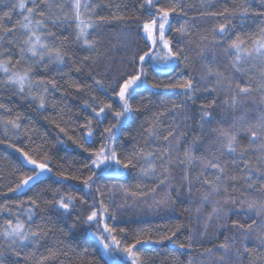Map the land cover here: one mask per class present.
Returning a JSON list of instances; mask_svg holds the SVG:
<instances>
[{
    "label": "snow or ice",
    "instance_id": "snow-or-ice-1",
    "mask_svg": "<svg viewBox=\"0 0 264 264\" xmlns=\"http://www.w3.org/2000/svg\"><path fill=\"white\" fill-rule=\"evenodd\" d=\"M222 3L138 0V15L129 18L113 14L108 18L98 14L96 0H7V10L0 9V128L8 138L7 146L18 153L14 165L18 179L7 191L23 193L48 183L50 187L43 190H51L52 198L46 204L55 209L56 219L66 227L57 229L43 216L37 220L41 210L38 198L17 202L15 210L0 204V264H21V260L29 264H151L138 245L165 242L172 245L170 253L179 250L171 256L174 264H185L181 256L202 247L201 264H242L241 256H251L254 250L246 246L241 250L238 242L242 244L255 234L264 246V0H239L234 7L221 8ZM14 15L19 18L9 25ZM174 17L187 19L173 29ZM127 19L139 21L135 33L143 47L129 55L130 33L120 34L121 47L126 50L121 57L126 61L125 70L112 79H108L107 71L102 76L90 71L89 82L66 81L75 90L73 95L89 96L81 97L83 103L75 113V117L83 115V120L72 115L65 120L63 108L58 118L44 115L49 106L61 107L62 101L50 97L65 89L54 77L37 73L54 71L66 76L68 59L75 65L69 71L78 73L89 62L114 63L101 51L97 32L103 24ZM209 24L210 28H201ZM65 26L72 29L70 35H62ZM173 31L178 38L169 36ZM69 42L87 54L76 61V53L69 52ZM193 51V62L200 65L196 76L181 70L183 78L167 82L153 79L149 83L150 73L176 77L181 64L189 67ZM141 88L157 94L163 90L184 97V101H171L170 107L164 104L148 118L147 126L141 122L138 135L144 138L143 145L135 136L128 144L126 129L149 107L143 98L134 103ZM5 93L27 101L58 129L56 143L65 148L74 146L71 163L79 157L78 169L65 166L63 157L58 166L53 165L45 138L35 144L32 133L36 125L23 124L20 112L13 114V109L2 102ZM198 93L206 94L203 98L207 102L199 105V119L189 138V102L195 105ZM178 109L183 110V120L178 119ZM173 113L177 115L165 125L164 118ZM22 136L35 146L11 142ZM3 143L5 139H0ZM133 171L137 173L134 187L107 183ZM66 181L82 185L81 194L69 193L67 189L73 186L63 183ZM57 183L61 187L51 188ZM173 194H186L190 207L185 211L194 209L193 218L201 226L189 228L186 243L177 235L182 225L157 235L143 229L133 234L132 241L125 228H117L115 222L125 209L146 208L153 214L173 210L178 202ZM233 214H243L245 220L231 219ZM229 222L233 233H239V241L236 235H225L218 243ZM80 225L86 226V236L95 241L94 255H89L87 248L77 251L78 245L64 239L52 246L46 243L57 230L68 236ZM213 226L216 231L210 234ZM205 243L211 246L204 247ZM187 264L194 262L189 259Z\"/></svg>",
    "mask_w": 264,
    "mask_h": 264
},
{
    "label": "trees",
    "instance_id": "trees-1",
    "mask_svg": "<svg viewBox=\"0 0 264 264\" xmlns=\"http://www.w3.org/2000/svg\"><path fill=\"white\" fill-rule=\"evenodd\" d=\"M30 2V0H29ZM163 2V0H162ZM188 3L193 5H198L199 0H187ZM239 2V0H223V3L220 5L221 8L231 6L234 7L235 4ZM7 0H4V3H0V9H6ZM96 3L100 6L97 9L99 15L106 16L111 18L113 14L119 15L123 14L126 17H134L139 14V4L138 0H96ZM107 5V6H106ZM117 5L119 7L117 8ZM256 7H259L256 5ZM193 15L196 14L195 8L191 9ZM19 17L14 15L13 19L9 22V25L15 24L16 20ZM184 17H174L172 19V28L175 29L181 23H183ZM139 21L134 19H127L125 21L113 20L111 24H103L101 25L100 29L97 32L99 35L102 43L101 51H105L108 53L109 57L114 63H110L109 61H105L103 64L99 65H91L89 62V66L85 67L82 73H78L74 70L69 71V69H74L75 65L73 59H68L67 67L65 68V72L67 73L66 76H62L57 74L54 71H50L48 73L38 72V75H47L49 78L54 77L57 82L65 89L62 93L60 91H56L54 93V98L56 101H62L60 108H52L49 106L48 110L44 115L48 116H57L61 111V108L64 109V118L65 120L68 119L69 115L74 116L75 119L83 120V115L79 117H75V113L77 112L79 106L82 105L83 99L89 98L88 95L84 93L75 94L74 89L69 87L66 81L71 78L72 81L85 83L89 82L88 73L90 71H94L97 75H103L107 71L108 79H112L113 76L118 75L121 71L125 70V63L126 61H122L121 57L125 55V49L121 47V39L122 37L120 34L122 32L130 33L131 39L129 42V47L127 49L128 54L132 51H135L137 48L143 47V41L138 40L136 37L135 29L136 25ZM212 25H201V28L208 27L210 28ZM256 26L253 25V28ZM72 29L65 26V30L63 31L62 35H70ZM57 32L59 33L60 30L58 29ZM169 36H177L174 31L169 33ZM198 38V37H197ZM59 42V41H57ZM194 47V46H193ZM69 52H75V60L79 61L82 59L83 55L87 53L82 52L77 48L76 45L72 43H68ZM192 60L189 61V67L185 68L183 64L180 66V70H178L176 77H169L166 74H160L158 76H152L150 73L149 83L152 82L153 79H157L160 81L167 82L169 79H175L177 77L183 78L181 76V70L184 73H191L192 75L196 76L200 70V65L198 62H193L195 60V52L191 53ZM110 69V70H109ZM140 94L135 97L134 103H138L143 98V103L148 104L149 107L147 111L142 112L138 118H136L130 126L126 129V135L129 137L127 141L128 144L132 143L131 137L135 136L136 139L140 142L141 145L144 143V138L138 135V131H140L139 126L143 121L147 126L148 118L155 114L157 111L162 110L164 104H167L168 107L171 106V101H184V97L176 96L171 93H164L161 90L160 94H157L152 89H144L141 88L139 90ZM198 99L195 105L190 104V111L188 115L192 117L187 121V125L189 126V138L193 134L192 128L195 127V121L199 119V112L198 108L199 105L202 103H206L207 101L203 98L206 94L198 93ZM83 97V99L81 98ZM2 102L8 104L13 109V114L15 112H20L24 119L22 121L23 124L27 125L29 122H32L36 125V131L32 133V138L35 144H39L41 141V137L45 138V149L49 152L52 156L53 165L58 166L60 158L63 157V164L71 168L72 171H75L80 166V158H76L75 163H71L73 158L75 157V151H73L74 146L72 148H65L62 145L56 143V136L58 129L54 127L53 124L49 123L44 119V115L38 114L32 107H29V103L27 101H21L19 98L15 96H11L10 93H5L3 96ZM219 112V109L216 110ZM177 113L180 115L178 119L183 120V110L178 109ZM177 113L169 114L166 118H164V124L168 125L172 122L173 116H176ZM69 124L72 123L71 120L68 121ZM181 130H183V125H181ZM196 131H199L196 128ZM0 139H5L6 143L0 144V204H7V206L13 210H15V205L19 201H27L29 197L38 198L40 201L41 210L38 211L37 220H39L40 216H43L45 220H51L55 223L56 228L59 227H66V225L61 220H57V213L54 208H50L46 201L52 198V191H44L43 189L49 188L50 185L48 183L40 184L36 187H31L30 189H25L23 193H8L7 189L9 186H15V181L18 179V176L14 173V165L16 159L18 158V153H15L13 148H9L7 146L8 138L4 136L2 128H0ZM124 139V136L121 137ZM11 142L15 143L17 146L21 147H34L35 144L29 142L26 137H21L20 140L13 139ZM71 143L70 141L68 142ZM78 151V150H76ZM84 154L81 153V157ZM136 172H131L127 177H122L118 181H107V183H125L129 186H133L136 183L135 177ZM177 178H179V172L176 173ZM64 184L72 185L73 187L68 188L67 191L72 195H80L82 190V185H80L76 181H66L63 182ZM61 187L59 183L52 184L51 188ZM61 191H64L61 188ZM5 193L7 195H5ZM173 198L176 199L178 202L174 205L173 210L162 212L160 214H153L148 212L146 208L140 210L138 208H129L125 209V214L120 216L118 220L115 222L117 228H125L127 231V238L129 241L134 240V233H137L143 229H147L148 232L152 233L153 235H157L160 233H165L169 229H174L177 225H182L181 232L178 233L179 241L187 242L186 235L188 233L189 228L192 229H199L201 226L198 225L194 218L192 212L185 211V209L189 208L190 205L188 203V199L186 194L176 197L173 194ZM231 219H239L241 221L245 220L243 214L237 216L233 214ZM251 222L250 220L248 221ZM2 223V220H0ZM109 223H112L109 221ZM88 229L84 225L78 226L76 230H74L70 235L64 236L63 233H60L58 230L55 232L54 235H50L46 243L50 246L55 245L56 242L60 239H64L70 244L78 245L77 251L82 250L83 248H87L89 251V255H94V247L95 241L91 238L86 236V232ZM216 231L215 226L209 229V233ZM198 235V232H197ZM225 235L231 237L236 235L237 240L239 241V233H233L230 227L229 222V229L224 231L222 234L219 235V242H223ZM175 239V238H174ZM205 243L204 247H210ZM237 247H240L241 250L244 246L248 247L250 250H254L252 255L244 253L241 256L242 264H264V246L259 244V241L256 239L255 234H253L249 239L244 241L242 244L237 243ZM138 248L147 256L151 264H174V261L171 259L172 255H175L176 252L179 250H174L170 253V249L172 245L168 242H165L164 245H138ZM151 249H158L157 251H152ZM41 251L43 252L44 249L42 248ZM204 251V248H198L196 250L191 251L190 253L186 252L181 256V259L187 264L189 259H192L194 264H201V257L200 254ZM27 255V253H25ZM98 258V257H97ZM21 264H29V262L25 260H21Z\"/></svg>",
    "mask_w": 264,
    "mask_h": 264
}]
</instances>
